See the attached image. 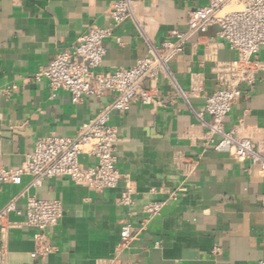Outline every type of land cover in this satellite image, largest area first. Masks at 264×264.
<instances>
[{
  "label": "crops",
  "instance_id": "crops-1",
  "mask_svg": "<svg viewBox=\"0 0 264 264\" xmlns=\"http://www.w3.org/2000/svg\"><path fill=\"white\" fill-rule=\"evenodd\" d=\"M114 1L0 0V168H21L41 139L75 137L83 122L112 102L106 94L73 104L67 92L49 91L34 75L60 51L72 49L89 28L108 26ZM130 1L135 22L126 20L103 42L105 56L97 72L127 69L147 56L137 25L157 45L170 40L171 31H185L189 13L207 5V0ZM217 30L211 27L191 39L169 64L177 86L189 92L188 104L159 73L155 82L144 83L154 89L156 103L134 102L124 116L110 113L118 134L115 189L99 192L65 178L31 188L27 175L19 185L0 184V212L15 205L7 215L10 227L0 231V264H107L115 257L123 264H254L264 259V177L249 161L205 147V129L195 116L216 88V63L236 58ZM256 59L261 69L251 86H242L224 127L264 146V47ZM188 159L195 167L183 163ZM80 163L88 167L93 160L83 155ZM127 183L134 191L129 208L120 204ZM32 197L57 201L62 208L57 225L46 231L53 252L37 259L31 258L36 229L26 225ZM161 201L160 214L146 219L144 205ZM125 224L134 239L118 255Z\"/></svg>",
  "mask_w": 264,
  "mask_h": 264
},
{
  "label": "built area",
  "instance_id": "built-area-1",
  "mask_svg": "<svg viewBox=\"0 0 264 264\" xmlns=\"http://www.w3.org/2000/svg\"><path fill=\"white\" fill-rule=\"evenodd\" d=\"M109 18L108 26L89 28L77 39L72 49L60 51L34 75V80H43L51 92H67L73 104L106 94L113 96L112 102L83 122L75 137L41 139L26 155L21 168H0V184L19 185L22 176L27 175L31 178V188L40 187L45 180L65 178L99 192L115 189L120 180L114 155L118 134L117 129L110 125V113L124 116L134 102L142 105L156 103L154 89L144 88V83L155 82L159 73L166 75L178 97L188 104L189 92L177 86L169 71V64L185 51L191 39L206 33L211 27L218 28L217 38L236 53V58L216 63V88L205 97L203 111L195 114L205 129L203 145L212 147L215 152L227 153L237 162L249 161L264 177L263 144L254 143L249 137H238L234 130L224 127L227 114L242 96V86H251L261 69L256 58L260 48L264 47V0H207L205 7L189 13L185 31L173 30L170 40L157 45L149 41L137 25L147 47V56L133 67L100 73L97 70L105 56L103 42L111 38L114 29L126 20L135 22L131 1H114L109 8ZM115 40L122 46L121 39ZM83 155L93 160V164L82 167L80 157ZM183 163L189 167L196 164L191 159ZM176 196L175 191L169 198L175 199ZM120 204L126 208L134 204V191L128 183L121 193ZM164 206L163 201L146 204L142 213L146 219H152L160 214ZM13 211L15 205L10 203L0 212L1 233L10 227L7 215ZM61 214L62 208L57 201L34 197L28 199L26 225L36 229L33 238L37 249L31 254L32 259L53 252L46 231L57 225ZM133 239L131 227L123 225L116 247L117 254L127 249ZM107 264L123 263L115 257ZM254 264H264V259Z\"/></svg>",
  "mask_w": 264,
  "mask_h": 264
}]
</instances>
